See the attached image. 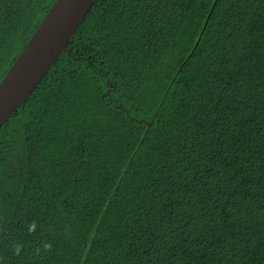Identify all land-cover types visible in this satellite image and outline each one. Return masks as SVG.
<instances>
[{
    "label": "trees",
    "instance_id": "obj_1",
    "mask_svg": "<svg viewBox=\"0 0 264 264\" xmlns=\"http://www.w3.org/2000/svg\"><path fill=\"white\" fill-rule=\"evenodd\" d=\"M54 2L0 0V82ZM68 48L0 127V264H264V0H94Z\"/></svg>",
    "mask_w": 264,
    "mask_h": 264
},
{
    "label": "water",
    "instance_id": "obj_2",
    "mask_svg": "<svg viewBox=\"0 0 264 264\" xmlns=\"http://www.w3.org/2000/svg\"><path fill=\"white\" fill-rule=\"evenodd\" d=\"M93 1L55 0L51 5L0 82V127L35 89L61 52L70 50L68 43Z\"/></svg>",
    "mask_w": 264,
    "mask_h": 264
},
{
    "label": "clouds",
    "instance_id": "obj_3",
    "mask_svg": "<svg viewBox=\"0 0 264 264\" xmlns=\"http://www.w3.org/2000/svg\"><path fill=\"white\" fill-rule=\"evenodd\" d=\"M28 231H29V233H34L36 231L35 221H33L31 224H29ZM66 234H67V232H66ZM22 249H23V245H15L13 252L15 255L19 256L21 254ZM43 249L46 252H50L52 250V245L50 243L45 242L43 245ZM36 252H37V255H39L40 249H37Z\"/></svg>",
    "mask_w": 264,
    "mask_h": 264
}]
</instances>
